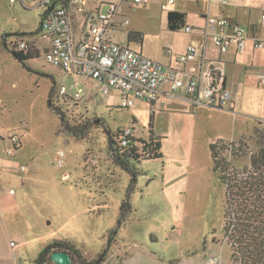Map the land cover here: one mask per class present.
Segmentation results:
<instances>
[{"label":"rangeland","instance_id":"rangeland-1","mask_svg":"<svg viewBox=\"0 0 264 264\" xmlns=\"http://www.w3.org/2000/svg\"><path fill=\"white\" fill-rule=\"evenodd\" d=\"M160 3V0H150L136 7L123 4L122 8V12L130 17V27L145 33L143 45L132 41L131 48L140 50L147 56L149 53L160 55L165 45L181 47L191 35L184 29L173 31L168 28V10H163ZM108 6V3H104L101 11H107ZM248 7L252 12V19L259 22L261 11L250 6L246 0H229L228 5H222L216 0H176L168 9L189 12L188 21L191 24L202 22L201 14L210 12L211 16H216L225 8L234 14L237 9L239 19L244 25L249 17L246 12ZM38 19L36 11L26 10L20 1L0 0V163L8 168L16 164L30 165L31 172L36 174V184L30 187L34 194L33 205L36 212L39 210L40 213L50 215L52 231L55 234L49 235L41 244L54 238L72 240L82 248L88 260H94L110 240L107 257L109 263L112 261L113 252H117L123 242L133 241L131 236L133 238L135 235L140 241L144 238L149 241L152 231L162 236L171 229L173 222H179V241L167 242L171 250L199 246L207 237L210 239L208 241L221 248L223 262L237 264L231 258L230 246L222 232L225 224V188L222 183L223 187L216 188L214 185L218 184V180L212 171L210 148L206 139L207 132L214 130H210V124H205L204 121H213L220 116L226 126H232L233 121H236L237 131L242 128L247 134L242 137L243 140L253 149L251 137L254 136V126L262 111L260 108L255 111L257 106L252 94L256 91L259 94L257 101H262L264 87L253 85L252 89H242L240 95L244 102L243 107L238 104L234 110L237 113L231 112L230 118L225 110L228 108L220 107L210 109L205 115L204 112L198 115L197 121L200 119V122L196 121V125L187 133V140L193 145L188 173L192 180L180 196L182 201H179L178 208L173 203L164 202L159 195L152 192V189L158 188V181L153 182L149 189L143 186L144 196L142 189L131 193L129 175L118 168L110 147L107 129L114 131L119 126L133 125L136 134L148 136L151 133L149 123L152 111L147 101L138 100L133 106L123 107V98L117 88H111L109 93L103 94L92 78L70 75L46 62L41 50L39 57L28 59L24 65L4 44L6 34H9L8 42L14 40L16 35L12 33L15 30L32 29L36 27ZM120 38L126 39V34H122ZM30 43L36 47L34 42ZM8 45L11 47L9 43ZM54 80L56 95L62 86L67 89L66 99L55 96V105L84 134L75 135L64 129L60 116L49 107L48 96ZM76 92H80L82 96L77 100L70 99L69 96ZM163 123L159 119V124L164 128L169 124L166 118ZM228 129L229 127L224 128L223 134H228ZM22 132L26 134L23 136ZM12 134H19L21 143L14 154L9 155L6 145L8 136ZM57 148L66 152L63 165L57 163V158L54 159ZM165 148V160L171 163L174 155H170L167 146ZM184 160V156H179L177 164L182 170ZM158 161L141 162L144 166H151ZM246 161L245 158L237 160L240 165ZM64 171L71 172L66 184L72 182L79 187L70 194L65 207L64 196L57 191L50 192L52 176L60 175ZM51 193L48 203L46 199ZM97 196L98 200L101 197L103 199V212L97 216H87L84 210L86 206H92V200L95 204ZM129 198L136 199L134 202L139 206V211L132 216L121 211L123 200ZM99 205L102 206L101 203Z\"/></svg>","mask_w":264,"mask_h":264},{"label":"crops","instance_id":"crops-1","mask_svg":"<svg viewBox=\"0 0 264 264\" xmlns=\"http://www.w3.org/2000/svg\"><path fill=\"white\" fill-rule=\"evenodd\" d=\"M18 1H20V4L26 10H35L39 15V19L36 27L29 30L18 28V30H15L14 32L28 33V35L20 37L29 39L30 42H34L36 45V47L34 46V48L36 51H38L39 56L41 55L40 50L44 55V52L48 50L50 46L49 40L43 39L39 34L44 10L38 7L37 0H14V2ZM120 1L121 0H67L66 5L71 16L75 35H80L82 29L85 26L86 14L89 11L97 9L101 10V7L104 3L109 4L110 2ZM163 1L164 0H160V4H162ZM212 1L215 0H210V2ZM216 1L220 3L219 0ZM246 1L250 6L259 9L261 11V14L264 13V0ZM249 8L250 7H248L246 11L248 12L249 17L247 18L246 24L244 25L250 28V32L264 39V21L262 20V16L259 22L252 19V12ZM165 10L169 11L171 9ZM187 13L189 16V12ZM217 16H225L230 21L243 25L239 19L237 9L235 10L234 14L228 12L226 8L216 16H211L210 12H208V14H201L202 22H199L198 24H191L188 21V17L187 25H192L195 30L193 33H189L191 35L183 46L175 47L171 45L173 46L175 53H182L186 50L189 44L199 41L201 39V30L206 27L208 18ZM132 31L136 30H134V28L130 26L126 30H122L117 37L118 40L122 43L128 44L129 46L132 41H136L137 44L143 45L144 39L141 43H139L136 35L132 33ZM31 32H33V34H31ZM122 34H126V39L120 38ZM210 42L211 41L209 39V45ZM165 46H163L162 53L160 55H153V53H149L148 56L160 60L166 64H175L182 66L176 61L175 56L168 55L164 52ZM208 57L210 59L221 61V65L226 71L227 86L231 89L233 94L235 109L238 107V104L241 106V108L243 107L244 102H242V98L240 95V91L242 89H252L253 85H256L257 87H263L259 83L258 76L259 74L264 72V49L255 48L253 40L251 38L247 40V48L243 52H239L233 45L225 53H217L214 49H210ZM62 71L70 75H75L64 70ZM162 90L165 91L166 86L163 85ZM257 97L259 98V94L255 91L252 94V98L255 99V105L257 106L255 111L258 110V108H260V110L262 111L261 117L258 118L259 121L264 120V99L262 101H257ZM162 99V102L160 101L154 106V122L153 126L150 129V131L161 140L163 153L162 158L156 159L159 161L151 166H144V163H141L138 168L136 182L134 183L131 182V174H129L119 165L118 168H120L122 172L124 171L129 175V185L132 187L131 193L140 191L143 186L149 189L153 182L158 181V188L156 190L152 189V192H155L156 195H159V197L164 202L173 203V206H177L179 208V201H182L180 196L187 187V184L190 183L189 181L192 180L188 173L190 168L189 159H191L193 145L189 140H187V133L193 128V125H196L198 115L200 116L202 112H204L203 114L205 115L207 111H210V109L216 107L208 105L195 107L187 99H185L183 95L180 94L179 96L174 98H167L165 97V95H163ZM225 110L229 114L228 118H230L231 112H233L234 114L237 113L230 109ZM165 118L169 123L167 125L168 128L166 126L164 128L159 124V119H162V124H164L163 119ZM197 122H200V119ZM204 123L210 124V130H214V132H207L206 135V139L209 143V148L211 143L217 139L222 138L225 140H239L240 138L247 135L242 130V128L239 130V132L237 131L236 121H233L234 124L232 126L223 125L222 116L216 117L213 121H204ZM228 127L229 133L223 134L222 130ZM255 127L256 126H254V128ZM26 132H22V135L24 136ZM136 135L141 136L139 134ZM166 146L170 151V155H174V160H172L171 163L169 161H166ZM60 149L61 148H57V150L55 151L54 159L57 158V154ZM181 155L186 158V160H184V162L182 163V165H184L183 170L181 167H179V164H177L179 163V156ZM22 166H27V171H23ZM204 169H206V167ZM31 170L32 168H30V165L19 166L16 164L10 165V167L8 168V166H4L0 163V264H37V256L40 250L45 245H42L41 243L46 241L48 237L55 235L52 231L53 222L52 219L49 218L50 215L40 213L39 210L38 212L35 211L33 205L34 194L30 190V187L36 184V174L34 172H31ZM212 171L214 177L216 176L218 180V184L214 183L215 187H223L221 185V182L219 181L217 174L214 171L213 160ZM18 172H20V174H18ZM66 172L69 173L68 178L63 177L64 173ZM70 177L71 172L64 171L57 176L54 174L52 176V180L50 181V192L54 193L57 191L64 196V207L67 199H70V194L72 195V192L79 188L78 185L75 186L74 184H72V182L66 184ZM12 189L15 190L14 193L11 192ZM52 193L48 194L47 196L46 200H48V203H50L49 200H51L50 197L52 196ZM142 194V196H144V192ZM90 198L93 197L90 196ZM92 201V206H86L84 210L87 216H97L98 213L103 212L102 197L100 198V200H98L97 196V198H95V204L94 200ZM128 201L130 203V208H128L125 212H128L132 216L133 213H137L139 211V206H137L134 202L136 201V199L131 200L129 198ZM100 203L102 204V206L99 205ZM51 216L54 218L53 215ZM20 217H22L23 219H21ZM61 217H63V215ZM178 224L179 222H173L171 224V229L162 236L152 231L150 233L149 241L146 238L140 241V238L138 239V237H136L135 235H133V238L131 236L130 239H132L133 241L123 242L121 246L119 244L121 248L118 247V251L113 252V257L111 256V262L108 263L107 256L101 264H206L207 259L212 255H220L222 257L220 251L221 248L219 249V247H217L214 243L208 241L210 239H207V237L203 239L202 243L199 246L186 248L185 250H179V247L176 248V250H171L167 242L179 241ZM81 242L84 245H88L84 241ZM223 263L228 264L227 262Z\"/></svg>","mask_w":264,"mask_h":264},{"label":"built area","instance_id":"built-area-1","mask_svg":"<svg viewBox=\"0 0 264 264\" xmlns=\"http://www.w3.org/2000/svg\"><path fill=\"white\" fill-rule=\"evenodd\" d=\"M66 1L37 0L38 7L44 10L39 34L50 42L49 49L44 52L45 61L75 75L92 78L103 94L117 88L123 98V107L144 100L154 108L155 104L163 101V95L174 98L180 94L195 107L208 105L234 111L235 101L227 86L226 71L221 61L208 57L209 50L225 53L234 45L239 52H243L249 38L253 40L255 48L264 49V39L250 32L249 27L232 22L225 16H217L208 18L206 27L201 30V39L189 44L184 52L177 54L173 46H165L164 52L175 56L182 66L166 64L140 50H134L117 38L120 31L130 26V17L122 12L123 4L136 7L149 0L110 2L107 11H89L79 36L74 33ZM175 1L164 0L161 8L168 9ZM219 1L223 5L228 3V0ZM183 29L187 33L195 30L192 25H186ZM132 33L139 43L143 41L144 33ZM13 42L21 50L32 46L26 38H16ZM258 77L260 85L264 87V72ZM163 85L166 86L165 91L162 90ZM60 93L67 94L65 86L61 87ZM81 96L80 92L72 95L75 99ZM261 121L264 124V120ZM124 129L126 135L133 134L131 126ZM20 143L19 134L9 135L7 153L14 154ZM123 143H126V137ZM65 156L66 152L60 149L57 154L59 165L64 164ZM22 170L27 171V166H22ZM63 177L68 178L69 173H64ZM206 264L224 263L220 255H212Z\"/></svg>","mask_w":264,"mask_h":264},{"label":"trees","instance_id":"trees-1","mask_svg":"<svg viewBox=\"0 0 264 264\" xmlns=\"http://www.w3.org/2000/svg\"><path fill=\"white\" fill-rule=\"evenodd\" d=\"M188 13L180 10H169L167 13V26L170 30H181L187 25ZM16 38L28 35L25 32H14ZM33 34V32H31ZM4 36V44L8 46L13 55L24 65L30 58L38 57L39 53L33 46L26 50L18 48L12 41L8 42ZM11 45V47L8 45ZM62 70L61 68H58ZM67 94L59 92L56 95V82L49 91L48 105L61 119L64 129L75 135H82L84 131L77 124L71 123L62 109L55 105V96L66 99ZM70 99L77 100L69 96ZM150 127L154 122V108L151 105ZM125 134V126L116 130L107 129L109 142L116 163L132 175L131 182H136L138 168L142 160H156L163 156L159 137L152 132L141 137L135 134ZM253 149L243 138L239 140L217 139L211 143L213 168L219 181L225 188L224 219L222 232L230 246L231 258L237 264H264V124L257 122L253 133ZM126 137V143H123ZM245 158V164L240 165L237 160ZM130 208L128 200H123L121 210L125 212ZM114 232V231H111ZM107 247L94 260H88L82 248L76 242L68 239L54 238L47 242L37 256V264H57L51 254L54 251L68 252L76 264H101L108 256Z\"/></svg>","mask_w":264,"mask_h":264},{"label":"water","instance_id":"water-1","mask_svg":"<svg viewBox=\"0 0 264 264\" xmlns=\"http://www.w3.org/2000/svg\"><path fill=\"white\" fill-rule=\"evenodd\" d=\"M51 258L57 264H76L72 256L66 251H54Z\"/></svg>","mask_w":264,"mask_h":264}]
</instances>
